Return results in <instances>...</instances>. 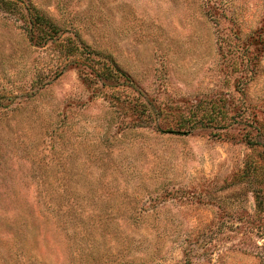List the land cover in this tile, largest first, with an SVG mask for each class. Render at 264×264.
<instances>
[{
    "label": "rangeland",
    "instance_id": "1",
    "mask_svg": "<svg viewBox=\"0 0 264 264\" xmlns=\"http://www.w3.org/2000/svg\"><path fill=\"white\" fill-rule=\"evenodd\" d=\"M30 2L59 33L0 7V264H264V0Z\"/></svg>",
    "mask_w": 264,
    "mask_h": 264
},
{
    "label": "trees",
    "instance_id": "2",
    "mask_svg": "<svg viewBox=\"0 0 264 264\" xmlns=\"http://www.w3.org/2000/svg\"><path fill=\"white\" fill-rule=\"evenodd\" d=\"M204 1L210 9H213L212 13L215 16H219L220 13L222 14L220 6L223 0ZM0 7H2L7 13L10 11V8H12L14 12L19 14L20 18H25L24 22L28 27L31 41H34L35 44L43 45L56 39L59 30L56 26L51 24L43 14L32 6L30 0H0ZM261 41H264L262 37ZM71 47L75 49L73 44ZM85 48L86 47L83 46V49ZM85 52L88 54L87 58H93V63L91 64L80 60L75 61V63L86 84H98L100 88L97 92L100 90V92L104 93V88H106L107 92L111 95L114 92L120 94L122 91L134 87L135 83L131 75L120 68L112 60L89 50ZM139 95L141 96L142 94L140 93Z\"/></svg>",
    "mask_w": 264,
    "mask_h": 264
}]
</instances>
